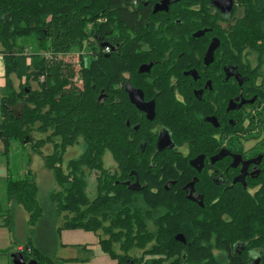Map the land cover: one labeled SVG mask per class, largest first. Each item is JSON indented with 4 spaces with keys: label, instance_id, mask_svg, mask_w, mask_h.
Segmentation results:
<instances>
[{
    "label": "trees",
    "instance_id": "16d2710c",
    "mask_svg": "<svg viewBox=\"0 0 264 264\" xmlns=\"http://www.w3.org/2000/svg\"><path fill=\"white\" fill-rule=\"evenodd\" d=\"M160 2L0 0V53L7 72L0 121L5 155L16 143L32 144L45 168L60 182V189L51 194L55 210L51 213L66 214V221L57 231L94 234L102 251L118 264H247L249 261L234 257L229 246L217 250L198 248L195 230L185 222L190 220L189 213L179 217V211L195 213L186 203L148 199L143 192H133L127 183H122L130 178L131 171L138 172L144 153L138 152L128 137L134 133L126 126L127 120L135 124L130 114L132 106L127 107L129 114H123L115 101L123 73L136 74L140 40L150 43L157 53H170L169 63L163 66L177 59L172 70L181 79L186 68L180 59L186 60L187 52L205 50L209 38L216 36L221 49L235 52L237 67L250 69L255 60L262 84L251 91V96L262 101L258 108L264 110V0H235L234 11L241 10L242 14L226 22L209 13L212 0H179L170 5L168 12L155 14L154 6ZM204 28L212 32L203 39L193 38ZM104 44L107 46L103 48ZM184 51L185 56L180 58ZM12 75L18 78V86L13 84ZM77 75L82 76L83 90L74 85ZM166 93L167 106L181 104L170 88ZM156 101L160 106L159 97ZM18 106L21 110L17 115L14 108ZM35 132L45 138L35 141ZM81 143L82 156L64 170L68 149ZM48 145L54 147L53 153L45 155L42 148ZM107 154L117 166L113 174H107L105 168ZM93 171L99 176L96 195L91 199L87 186ZM33 175L32 170L23 177L11 175L5 191L7 200L28 214V225L40 227L47 218ZM232 205L240 216L236 224L221 220L227 226L221 237L230 239L229 243L241 233L255 238V230L264 223V215L259 214L264 212V202L237 201ZM13 218L0 202V220L7 221L0 225L11 228ZM180 233L187 245L176 241ZM51 241L48 248L41 243L35 247L25 245L22 254L26 262L54 264L56 255L47 252L56 249V239ZM6 252L11 254L12 250Z\"/></svg>",
    "mask_w": 264,
    "mask_h": 264
},
{
    "label": "flooded vegetation",
    "instance_id": "af4514ba",
    "mask_svg": "<svg viewBox=\"0 0 264 264\" xmlns=\"http://www.w3.org/2000/svg\"><path fill=\"white\" fill-rule=\"evenodd\" d=\"M209 7V13L215 18L223 17L224 22L235 20L238 11L235 8L231 16H226L212 3ZM222 24L228 27V24ZM204 30H207L205 35L199 39L212 32L211 28L197 32ZM215 38H209L205 50L187 52L188 58L180 59V64L186 68L182 70L181 79L172 70L177 59H171L165 67L170 53H157L150 43L138 42L141 57L136 74L123 73L117 84L115 102L123 114H129L127 107L132 106L130 114L135 124L131 125L127 120L126 126L134 133L128 137L144 157L138 172L131 171L130 178L122 183H127V188L133 192H143L148 199L184 202L194 209L195 213L193 210L179 211V217L189 213L190 220L185 222L194 228L198 248L217 250L229 246L236 255L234 257L249 261L247 264L259 259L262 264L264 223L255 230V238L241 233L229 243L230 239L221 237L227 232V226L221 220L236 224L240 216L232 210L235 208L232 204L237 201L264 202V110L258 108L262 101L251 96L255 87L262 84V77H258L255 71L258 66L253 59L252 68L237 67L235 52L221 49L220 39L212 61L206 64ZM106 52L110 53V50ZM185 54V51L180 52V58ZM142 68L144 72L140 71ZM236 86L240 88L239 92ZM127 87L141 92L145 104L154 103L153 120L131 102ZM168 88L181 103L178 107L166 105ZM193 120L195 125H192ZM160 146L164 148L161 150ZM197 159L198 168H195L192 161ZM112 168H106L107 174L116 171ZM105 179L109 180L108 177ZM259 214L264 215V212ZM250 250L253 251L249 254ZM218 255L225 258V255Z\"/></svg>",
    "mask_w": 264,
    "mask_h": 264
},
{
    "label": "rangeland",
    "instance_id": "374dc122",
    "mask_svg": "<svg viewBox=\"0 0 264 264\" xmlns=\"http://www.w3.org/2000/svg\"><path fill=\"white\" fill-rule=\"evenodd\" d=\"M242 14L241 10L237 11V17ZM78 52L76 50L74 53ZM87 52V48L85 46L83 53ZM69 55V54H67ZM60 56L59 58H61ZM65 58V57H64ZM36 88V85L34 84ZM21 110V106L14 108L15 114H19ZM34 140L37 141L39 139L45 138V135L40 133H33ZM32 145V144H31ZM31 145H20L18 143L14 144L13 147L9 150V154L5 155L4 152L1 154L0 152V202L4 204V208L13 214V217L18 220L22 214H25L24 209L12 202H9L6 198L5 191V183L8 177L26 175L29 170H32L34 173V177L39 185V201L44 210L45 218H47V222L39 227L36 225L35 227H29V233L23 232L21 233L20 239H23L26 235H29L30 239L33 241V244L37 243L43 244L45 248L50 246V241L53 242L56 239V249H52V251L47 250V252L51 255H57V244L62 241V237L59 233L58 228L62 227L66 221V214L61 216L52 215V211H55L53 208V203L51 202V194L54 191L60 189V182L57 181L56 177L49 172L45 166L43 159L33 150ZM5 149V148H4ZM54 147L52 145H48L42 148V151L45 155H50L53 153ZM83 154V146L82 143L73 148H69L65 158H64V170L66 169L68 164H72L73 161ZM105 168H112V170L116 169L117 166L114 163V160L110 154L105 155ZM99 176V172L93 171L91 176L89 177V184L87 186V193L90 198H94L96 195V179ZM63 178V177H62ZM61 182L64 181L61 179ZM50 212V213H49ZM55 224V225H54ZM58 224V225H57ZM54 225V226H53ZM23 229V228H22ZM103 237V235H102ZM68 237H66L67 239ZM46 240H49L47 242ZM49 244V245H48ZM63 254L62 251L59 253V257ZM247 262V260H246Z\"/></svg>",
    "mask_w": 264,
    "mask_h": 264
},
{
    "label": "crops",
    "instance_id": "0c3cea01",
    "mask_svg": "<svg viewBox=\"0 0 264 264\" xmlns=\"http://www.w3.org/2000/svg\"><path fill=\"white\" fill-rule=\"evenodd\" d=\"M7 72L3 55L0 53V121H1V102L6 92ZM11 80L15 86L19 85V80L12 75ZM0 152L6 151L0 137ZM37 181V180H36ZM38 183V182H37ZM28 214H22L18 220L13 218L12 227L0 225V264H13V255L18 253L25 245L37 246L33 244L29 235L20 239L23 230L29 231ZM7 222L0 220V224ZM23 228V229H22ZM59 229V228H58ZM29 233V232H28ZM62 241L58 243L57 255L54 264H118L117 261L106 255L98 243L97 237L83 230H64L60 233ZM66 237H68L66 239ZM12 250L11 254L6 251ZM60 251L63 254L59 257Z\"/></svg>",
    "mask_w": 264,
    "mask_h": 264
},
{
    "label": "water",
    "instance_id": "95a60500",
    "mask_svg": "<svg viewBox=\"0 0 264 264\" xmlns=\"http://www.w3.org/2000/svg\"><path fill=\"white\" fill-rule=\"evenodd\" d=\"M179 0H161L160 3L156 4L154 7V13L157 14L159 12H168L170 5L174 2H177ZM212 4L220 9V11L226 15L231 16L234 12V6H235V0H212ZM207 30L199 31L193 35L195 39H199L200 37L204 36ZM107 45H103L102 47H106ZM220 46L219 39L215 38L213 39L211 46L209 48V52L206 57V64H209L210 61H212V55L213 52ZM141 72H144L143 68L140 70ZM127 91L129 92L131 102L137 106L138 109L141 111H145L148 114V119L153 120L154 119V103L151 104H145L143 101V95L139 91H135L131 87H127ZM164 146H160L159 149H163ZM261 160V158H259ZM199 162V159L192 161V166L195 168H198L197 163ZM256 162V161H255ZM132 189L137 190V187H133ZM176 241L181 242L185 244L186 238L183 234H178L175 237ZM13 264H38L37 261L31 260L29 262H26L24 256L22 253H16L13 255ZM251 264H260L259 259H255Z\"/></svg>",
    "mask_w": 264,
    "mask_h": 264
},
{
    "label": "built area",
    "instance_id": "2783aa9c",
    "mask_svg": "<svg viewBox=\"0 0 264 264\" xmlns=\"http://www.w3.org/2000/svg\"><path fill=\"white\" fill-rule=\"evenodd\" d=\"M109 50V49H108ZM107 50V51H108ZM77 62V60H76ZM82 76L81 75H77L75 78H74V85L75 87H77L78 89L80 90H83L84 89V81L83 79L81 78ZM24 251L23 248L20 249V251L18 253H22Z\"/></svg>",
    "mask_w": 264,
    "mask_h": 264
}]
</instances>
